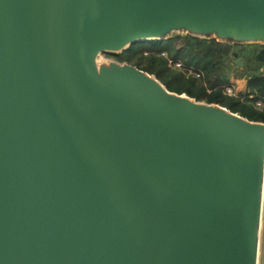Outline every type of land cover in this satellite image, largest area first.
I'll return each instance as SVG.
<instances>
[{
    "label": "water",
    "instance_id": "95a60500",
    "mask_svg": "<svg viewBox=\"0 0 264 264\" xmlns=\"http://www.w3.org/2000/svg\"><path fill=\"white\" fill-rule=\"evenodd\" d=\"M187 35L264 45V0H0V264H258L264 122L96 69Z\"/></svg>",
    "mask_w": 264,
    "mask_h": 264
},
{
    "label": "trees",
    "instance_id": "16d2710c",
    "mask_svg": "<svg viewBox=\"0 0 264 264\" xmlns=\"http://www.w3.org/2000/svg\"><path fill=\"white\" fill-rule=\"evenodd\" d=\"M116 56L120 60L138 58L141 69L155 74L172 91L218 103L250 120L264 122V106L256 104L259 99L264 101V74L257 72L248 79V86L257 89V96L243 99L227 94L223 85L230 82L226 73L228 60L224 45L216 39L188 35L137 42ZM254 59L260 67L264 65V46L259 54L254 53ZM170 60L180 62L184 68L194 67L199 77L172 69Z\"/></svg>",
    "mask_w": 264,
    "mask_h": 264
},
{
    "label": "rangeland",
    "instance_id": "374dc122",
    "mask_svg": "<svg viewBox=\"0 0 264 264\" xmlns=\"http://www.w3.org/2000/svg\"><path fill=\"white\" fill-rule=\"evenodd\" d=\"M180 37H185V36H180ZM222 45L230 46V50L227 53H225V55L227 57V60H228L227 61V65H226L227 66L226 73H227L229 78H231V75L233 73H237V70H239V73L242 74L243 76L244 75H248V76L255 75L257 72H260V73L263 74L262 66L260 67L258 65L257 61L254 59L255 51L257 49H261V47L263 45L262 46H261V44L260 45H258V44H244V45H241V44L233 43L232 41H226V40L222 41ZM124 51H126V50H124ZM235 52H237L239 54V57L242 56V59H243V62H244V66L243 67H239V68L237 67V65L235 63L236 57L234 56ZM96 59H97V61H96V69L98 71H100V69L103 68V67L112 68V67H114L117 64H126V63L129 64V65L137 66L138 68H140L137 65L138 58H135V57L131 58L130 60H128V59L127 60H120V59H118V57L115 54L104 53V54L99 55ZM178 63H180V62H178ZM178 63L176 64V63H172L171 62L170 65L172 66V69L178 70V71H183L188 76H190V75L194 76V75L198 74L194 67L184 68V67H182L181 63H180V66H178ZM257 69H258V71H257ZM150 74L156 76L153 73H150ZM195 77H199V75H196ZM229 84H230V82L224 84L223 86L225 87V86H227ZM233 93L236 94L237 97L238 96L240 98L244 97L243 99L250 97L249 95H246V94L238 95V93L240 94L241 92L237 93L235 87L233 89ZM130 98H133V97H131V95H130ZM263 200H264V198H263ZM263 211H264V205H263ZM258 264H264V212H263V219H262V225H261V245H260V255H259V263Z\"/></svg>",
    "mask_w": 264,
    "mask_h": 264
},
{
    "label": "crops",
    "instance_id": "0c3cea01",
    "mask_svg": "<svg viewBox=\"0 0 264 264\" xmlns=\"http://www.w3.org/2000/svg\"><path fill=\"white\" fill-rule=\"evenodd\" d=\"M258 45H260V44H258ZM261 49H262V47H261ZM261 49H257L255 52H257L259 54L260 53L259 51ZM241 58H242V56H241ZM235 63H236V60H235ZM237 67L239 68L240 66L237 65ZM258 69H257V71H258ZM249 77L250 76H248V75L243 76L242 74L239 73V70H237V73H233L231 75V78H229L230 84L235 87L237 93L241 92L240 94L238 93V95L246 94V95H249L250 97H255L258 95L257 89L250 88L248 86ZM242 98H244V97H242ZM259 100L262 102V106H264V101L262 99H259Z\"/></svg>",
    "mask_w": 264,
    "mask_h": 264
},
{
    "label": "built area",
    "instance_id": "2783aa9c",
    "mask_svg": "<svg viewBox=\"0 0 264 264\" xmlns=\"http://www.w3.org/2000/svg\"><path fill=\"white\" fill-rule=\"evenodd\" d=\"M171 62L172 63H176V64L178 63L175 60H170V63ZM178 66H180V63H178ZM262 71H263V74H264V65L262 66ZM196 75H199V74H196ZM224 89H225V92L227 94L236 96V94L233 93V89H234L233 85L229 84V85L225 86ZM256 104H257V106H260V107L262 106V102L260 100H257Z\"/></svg>",
    "mask_w": 264,
    "mask_h": 264
},
{
    "label": "bare ground",
    "instance_id": "6f19581e",
    "mask_svg": "<svg viewBox=\"0 0 264 264\" xmlns=\"http://www.w3.org/2000/svg\"><path fill=\"white\" fill-rule=\"evenodd\" d=\"M263 203H264V200H263ZM263 212L264 211H262V219H263ZM261 224H262V222H261ZM260 245H261V230H260ZM259 255H260V247H259V254H258V263H259Z\"/></svg>",
    "mask_w": 264,
    "mask_h": 264
}]
</instances>
